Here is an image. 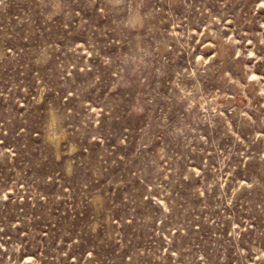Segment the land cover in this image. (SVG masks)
Masks as SVG:
<instances>
[{
  "label": "rangeland",
  "instance_id": "obj_1",
  "mask_svg": "<svg viewBox=\"0 0 264 264\" xmlns=\"http://www.w3.org/2000/svg\"><path fill=\"white\" fill-rule=\"evenodd\" d=\"M0 264H264V0H0Z\"/></svg>",
  "mask_w": 264,
  "mask_h": 264
}]
</instances>
